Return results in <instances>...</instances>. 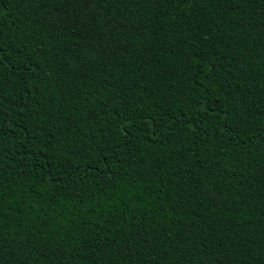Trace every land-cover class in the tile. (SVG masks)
<instances>
[{"label": "trees", "instance_id": "1", "mask_svg": "<svg viewBox=\"0 0 264 264\" xmlns=\"http://www.w3.org/2000/svg\"><path fill=\"white\" fill-rule=\"evenodd\" d=\"M0 264H264V0H0Z\"/></svg>", "mask_w": 264, "mask_h": 264}]
</instances>
